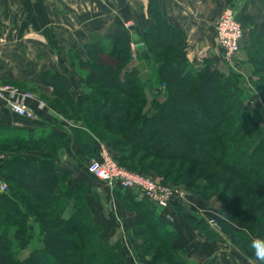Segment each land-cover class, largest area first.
<instances>
[{"label":"crops","instance_id":"obj_1","mask_svg":"<svg viewBox=\"0 0 264 264\" xmlns=\"http://www.w3.org/2000/svg\"><path fill=\"white\" fill-rule=\"evenodd\" d=\"M226 9L233 10L245 27L235 60L239 64L245 60L242 52L251 47L249 32L264 37V0H0V83L30 91L44 103L31 120L16 115L0 100V165L9 157L34 164L55 161L68 173L65 184L85 191L84 199L100 233L110 235L105 239L120 232L131 237L136 215L123 210L119 195L87 172V165L98 159L104 144L85 128L82 118L72 116L71 109L86 94L80 68L72 62L83 60L88 44L107 41L108 33L124 23H134V34L143 37L154 25L150 13L154 10L170 28L182 33L181 50L192 70L200 71L208 64L223 72L214 25ZM17 141L24 146L21 152L14 150ZM121 192L131 201L129 191ZM186 208L182 204L180 209L174 205L157 209L166 227L174 231L175 255L189 264H254L256 257L249 244L253 238L245 229L231 227L225 220L226 237L214 234L211 238L214 230L206 225L208 218ZM110 212L118 225L108 224ZM225 247L241 254L227 259ZM240 258L247 262L238 263Z\"/></svg>","mask_w":264,"mask_h":264},{"label":"rangeland","instance_id":"obj_2","mask_svg":"<svg viewBox=\"0 0 264 264\" xmlns=\"http://www.w3.org/2000/svg\"><path fill=\"white\" fill-rule=\"evenodd\" d=\"M127 23H124L122 27L128 33V36L137 33V29H135L134 26L135 24L132 22ZM243 28L245 31L244 26ZM159 34L161 36L162 32ZM157 35L158 34H155V36ZM163 37L164 35L162 34L161 38L159 37L160 40H152L151 38L141 37L140 35L137 41L129 40L128 43H130L129 48L131 58L129 64H131L130 66L134 72L132 76H129L133 88L130 91L134 92L129 91V93L127 92V87L125 90L124 88L116 86L113 79L109 78L111 75L108 73L106 76L109 79L105 81L106 83H104V85L99 83L97 78H92L94 76L87 77L85 87L91 93L88 95L87 92H85L86 94L84 97L85 99L97 103L98 101H102L105 95H108L109 98L112 97L119 103L122 101H130L126 99L128 96L132 98H130L131 102L142 99V103H133L132 106V110L140 113L150 111L154 101L162 104L165 100L170 99V102L167 103L161 111L160 116L157 115L153 121H150L153 126L163 127L161 131L165 136L164 142H167L169 147L165 149L164 156L159 154H148L140 151L134 145L124 142L120 133L115 132L114 134V129L108 128L111 130L108 131L107 128H103L101 124L99 125L95 121L96 119H94V117H86L85 120H83L84 126L87 130L96 133V136L100 139L102 144H104L103 150L109 154L119 167L125 168L127 171L133 173H140L153 179L156 183L169 188L177 196L176 198L171 197L172 200L169 205H174L177 209H180L183 204L185 205V208L187 207L190 209L189 211L196 212L195 214L192 212L193 215L196 216V214H199L201 217H206L208 218L206 221L209 222L213 220L218 227L213 228L212 225L209 226L214 230L212 231L211 238L214 237V234H219L220 237H226V228L224 225V223H226L225 220L231 223L229 224L231 227L233 226L244 229L240 223L242 221L241 217L244 216V219L247 222L246 228L251 232L252 240H264L262 224L264 221L263 192L260 191L259 187H256L257 185L255 183L251 182L252 180H243L225 163V160L230 153L232 154L239 148L248 150L252 155L254 153V161L261 162L264 160V142L261 144H259V142L253 144L254 141L252 139L254 135H257L260 131H264V75L256 65L253 46L251 45L245 53L242 52L243 58H245L244 62L239 64L235 63L234 69H228L226 66L223 68L224 73H222L227 77H231L232 83L235 84L237 98L233 99L232 106L226 115L227 124L222 125L223 130L220 131L221 135L219 134V131L214 132L213 134H201L200 129L197 126H192L190 124L189 117L186 114L178 112L188 111L192 113V111L196 112L199 109H202L195 107L189 102V94L186 90L190 89L192 92L194 90L189 81V77L182 79L180 82H177V85H175L168 78L165 71H162V69L158 70L162 55L173 56L172 50L165 45L166 42H164L165 39H163ZM104 43H107V41ZM137 43L146 44L147 48L145 50L148 54V59H144L135 49ZM117 48V50H119V47ZM74 59L73 62L78 64L82 72L95 74L96 69L92 64L91 66L85 65L90 62L86 56L83 60L79 58ZM148 84L154 85V88L148 89ZM256 85L259 88H257ZM220 99H222L220 104L224 103L223 98ZM81 102L85 103L84 98ZM95 108L100 109L97 106H95ZM115 109L119 115L117 118L113 117L115 125L127 120L124 119V113L120 110L118 111L116 107ZM134 111H132V114L135 113ZM208 112L211 117H217V115L212 116V112ZM238 116L241 117L240 120L243 122V128H241V132L233 134V132L229 130V127H232L233 120ZM125 122L127 123V121ZM189 124L191 127H188ZM226 129L229 131L224 133L226 132ZM205 145L208 146V149L204 147ZM181 146H185L184 149ZM209 147H211L210 153L208 152ZM207 152L209 155H207ZM184 156H187L188 159ZM213 160H215L216 164L212 163ZM243 163L244 161L241 160L238 164L244 165ZM262 170L263 168L260 167L261 172ZM129 192L135 196L133 198H135L137 202L144 201L140 196L139 191ZM114 193L121 198L122 209L128 212L131 211V213L136 215L135 221L131 226V228H133V233H131L132 239L131 237L128 238L129 234H123L121 232L118 235L111 234L110 239L118 237L122 240L118 239L116 241L105 239V236L110 235L101 234V230L99 232L94 224L93 226H88V228L91 226L89 229H91L92 236H88L87 238L93 239L99 236L102 241L106 240L107 243L110 244L116 243L117 245L115 246H118V248L113 251L114 253H117L116 255H118V257H123L126 264H174L171 258H168V249L171 247L173 250L174 238L170 237L164 239V242L157 241L156 230L151 233L144 225L136 224L137 217H139L140 221V216L137 214H139L141 210L140 208H142L143 205L138 204L137 206H133L130 202L124 199L127 195L118 191V189H115ZM252 195L255 197L254 200L251 199ZM113 196L115 197L114 194ZM26 197H28V195ZM103 198L105 200L106 197ZM244 199H248V203L247 201H244ZM114 201H111V206L114 205ZM13 203L8 205L13 206ZM258 203H260V205ZM247 204H249L248 207ZM154 205L156 206V204ZM14 206H16V204ZM156 207L157 209L167 208ZM111 209L113 210L114 207H111ZM41 210L44 211L46 215H50L53 218V222L58 224L57 218L53 216L50 211H45L46 208H41ZM1 213L2 212L0 211V214ZM228 213H230L232 221L228 219ZM68 214L69 211L65 212L64 216L68 217ZM86 220L88 219L86 218ZM120 220L122 221V219ZM107 222L110 225L111 223L118 225L117 222L119 221L115 214L110 212V217ZM26 224L30 225L29 230L23 232V237H27L26 248L24 250H19L14 238L15 227L13 223L7 222V224H4L3 221H0V232L3 231L6 233L9 244L12 246L16 258L20 261H25L33 252H39L43 247L42 238L44 233L39 229V222L34 218H29ZM86 225H88L87 221ZM206 225L208 226V224ZM226 225L228 224L226 223ZM259 227H262L261 231L257 230ZM54 228L56 229V225ZM139 228L141 229V233L138 231ZM52 230L53 229H51V231ZM61 230L69 232L68 235L73 236L70 239L71 245L69 247H72L75 243L78 245V242H81L78 240L80 237L77 230H72L70 227L67 228L64 226H62ZM167 230H169V232H174L168 227ZM186 230L187 229L184 228L185 233ZM136 231H138V233ZM195 234L196 232L194 231L193 235ZM77 237L79 238L76 239ZM194 240L196 241L195 238ZM252 242H249L250 246ZM87 243L88 241L81 246L78 254H73V252L70 251H68L69 253H66L67 257L72 255V260L71 258L59 257L61 261L60 263L62 264V261H66L68 264H86V261L81 258V253L83 249L89 248V244ZM207 249L211 251L210 248ZM223 253H226L225 256L227 259H231L235 256L237 257V255L241 254L236 251L234 252L233 249L229 247H225ZM252 253L254 254V252ZM56 258L58 259V257H55V259ZM179 258L185 260L180 256ZM50 259H52V257H50ZM241 261L245 260L240 258L238 263ZM55 262L53 261L54 264ZM259 262L260 261L257 259L254 260V264H259ZM247 263L253 264L249 262ZM91 264H95V262L91 260Z\"/></svg>","mask_w":264,"mask_h":264},{"label":"trees","instance_id":"obj_3","mask_svg":"<svg viewBox=\"0 0 264 264\" xmlns=\"http://www.w3.org/2000/svg\"><path fill=\"white\" fill-rule=\"evenodd\" d=\"M150 13L155 22L152 28L145 32L143 37H148L152 40H160L163 34V39H165L164 42H166L165 45L173 52V56H161L162 59L158 70L162 69V71H165L168 78L175 85L182 79L189 77V81L194 89H192L193 92L190 89L186 90L189 94V102L197 108H202L196 112L192 111V113L188 111L178 112L186 114L189 117L190 124L192 126H197L201 134H213L219 131L221 135L220 131L223 130L222 125L227 124L226 115L232 106L233 99L237 98L235 84L232 83V78L225 76L220 70L208 64L200 71L192 70L186 56H184L181 50L183 44L182 33L170 28L166 24L164 17L158 11L150 10ZM237 19L241 23V19ZM161 32L162 34L160 36L159 33ZM154 33L158 35L155 36ZM249 34L256 65L264 75V37L257 36L252 30ZM133 35H129V37L125 29L119 26L108 33L107 43L95 41L86 46L85 56L90 62L85 65L91 66L92 64L96 69L95 74L82 72L80 70L82 88L86 90L88 95L91 92L86 89L85 83L87 77L92 76H94L92 77L94 79L97 78L98 82L102 85L106 83V80L112 78L116 86L124 88L125 90L127 87V92L133 89L129 80V76H132L134 72L130 66L131 64H129L131 58L130 43H128L129 40L135 41ZM144 45L146 49L147 46L146 44ZM117 47H119V50H117ZM145 54L148 56L146 50ZM72 65L76 66L73 62ZM108 73L111 75L109 78L106 76ZM148 85V89L154 88V85ZM257 88L259 87L257 86ZM83 98L85 103L81 102ZM108 98V95H105L102 101L96 100L98 101L97 103L81 96L75 108L72 106V116L78 119L82 118V120H85L86 117H94V119H96L95 121L99 125L101 124L103 128L114 129V131L112 130L114 134L115 132L120 133L124 142L134 145L140 151L164 156L165 149L169 147L167 145L168 143L164 142L165 136L161 131L163 127L153 126L150 121H153L157 115L160 116L161 111L166 104L170 102V99L165 100L162 104L154 101L150 111L140 113L132 110V106L133 103H142V99L131 102L132 98L128 96L126 99L130 101H122L119 103L112 97ZM220 98H223L224 103L220 104L222 100ZM95 106L100 109H96ZM115 107L118 111L120 110L124 113V119H127L125 120L127 123L123 121L115 125L113 117L117 118L119 116ZM132 111L135 113L132 114ZM208 111L212 112V116L217 115V117H211ZM240 118V116L235 118L232 127H229V130H231L233 134L241 132V128H243V122ZM190 124L188 127H191ZM229 130L226 129L224 133H227ZM108 131L111 130L108 129ZM252 139L254 141L253 144L256 142H259V144L263 143L264 131H260L257 135H254ZM18 143L19 141H17L14 146L15 152H21L24 149V146H19ZM184 147L185 146L182 148L184 149ZM204 147L208 149V146L205 145ZM210 148L211 147H209L208 150L209 153ZM208 152L207 155H209ZM253 156H255L254 153L252 155L248 150L239 148L232 154L230 153L225 163L243 180H252L251 182L255 183L257 185L256 187H259L260 191L264 194V160L261 162L254 161ZM184 157L188 159L187 156ZM241 160L244 161V165L238 164ZM212 163L216 164L215 160H213ZM260 167L263 168L262 172L260 171ZM67 175L68 173L63 172L53 160H42L38 162V164H34L29 160L9 157L1 163L0 176L7 190L5 192L0 191V211L2 212L0 214V221H3L4 224H7V222L13 223L15 227L14 238L19 250H24L26 248L27 237H23V232L28 231L30 228V225L26 224L29 218H34L39 222V229L43 231L44 235L42 238V250L33 252L25 261H20L16 258L6 233L1 231L0 264H54L53 261H56L55 264H61L59 257L71 258L72 260V255L67 257L66 253L70 251L73 252V254H78L81 246L87 241L89 248L83 249L81 253V258L86 261V264H91V260H93L95 264H126L124 258L121 256L118 257V255H116L117 253L113 251L118 248V246H115L117 245L116 243L110 244L107 243L106 240L102 241L99 236L93 239L87 238L88 236H92L91 229L89 228L94 224L100 232V225L94 221L95 219H93L94 217L84 199L85 191L80 189V187H70L65 184ZM118 191H120V189H118ZM26 194L28 197H26ZM133 197L135 196L131 195L129 199L131 200L129 202L133 206H137L138 204L143 205L142 208H140L139 214H137L140 216V221L139 217H137L139 223L136 220V224L144 225L151 233L156 230L157 241L164 242V239L173 237L174 232H169V230H167L166 223L161 219L159 213H157V207L154 204L152 205L150 201L144 197H142L144 199L142 202H137ZM251 199L254 200L255 197L252 195ZM244 201L248 203V199H244ZM11 202H14L16 206H14V203L13 206H9L12 204ZM258 204L260 205V203ZM248 205L249 204H247V207ZM41 208H46L45 211H50V213L57 218L58 224L53 222V218L50 215H46ZM68 211V217H65L64 214ZM228 214V219L232 221L230 213ZM86 218L88 220H86ZM241 218L242 221L240 223L250 234L251 232L246 228L247 222L244 216ZM86 221L88 225H86ZM262 224L264 230V221ZM55 225L56 229L54 228ZM89 225L91 226L88 228ZM62 226L77 230L80 238L77 237L76 239L79 238L78 240L81 242H78V245L75 243L72 247H69L71 245L70 239L73 236L68 235L69 232L61 230ZM261 228L262 227H259L257 230L261 231ZM51 229L53 230L51 231ZM140 230L139 228L138 231L140 232ZM138 231L136 232L138 233ZM50 257H52V259H50ZM55 257H58L59 263L58 259L56 258V260ZM169 257L174 264H189L175 255L171 247L168 249V258ZM62 264L68 263L62 261Z\"/></svg>","mask_w":264,"mask_h":264},{"label":"built area","instance_id":"obj_4","mask_svg":"<svg viewBox=\"0 0 264 264\" xmlns=\"http://www.w3.org/2000/svg\"><path fill=\"white\" fill-rule=\"evenodd\" d=\"M214 26L215 41L221 49L222 62L226 68L234 69L235 60L241 49L244 28L231 9L222 11ZM36 99L38 98L30 91L19 90L10 84L0 83V100L8 104L11 111L21 118L31 120L37 118L36 108L43 109L44 103ZM31 101L36 106L29 103ZM87 172L111 191L115 189L139 191L141 197L161 208H166L170 204L171 197H177L169 188L156 183L153 179L119 167L105 150L100 152L98 159L92 160L87 165ZM6 190L5 183L0 179V191L5 192ZM210 225L213 228L218 227L213 220L208 221V226Z\"/></svg>","mask_w":264,"mask_h":264},{"label":"clouds","instance_id":"obj_5","mask_svg":"<svg viewBox=\"0 0 264 264\" xmlns=\"http://www.w3.org/2000/svg\"><path fill=\"white\" fill-rule=\"evenodd\" d=\"M251 248L255 254V257L261 264H264V240H254L251 244Z\"/></svg>","mask_w":264,"mask_h":264},{"label":"water","instance_id":"obj_6","mask_svg":"<svg viewBox=\"0 0 264 264\" xmlns=\"http://www.w3.org/2000/svg\"><path fill=\"white\" fill-rule=\"evenodd\" d=\"M133 38H134V40L136 41V39H137V35L136 34H134L133 35ZM135 49L142 55V57L144 58V59H147L148 57L146 56V54H145V45H144V43H137L136 45H135Z\"/></svg>","mask_w":264,"mask_h":264}]
</instances>
